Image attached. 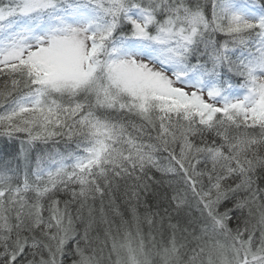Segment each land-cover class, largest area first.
Wrapping results in <instances>:
<instances>
[{"label":"snow or ice","instance_id":"snow-or-ice-1","mask_svg":"<svg viewBox=\"0 0 264 264\" xmlns=\"http://www.w3.org/2000/svg\"><path fill=\"white\" fill-rule=\"evenodd\" d=\"M0 264H264V0H0Z\"/></svg>","mask_w":264,"mask_h":264}]
</instances>
